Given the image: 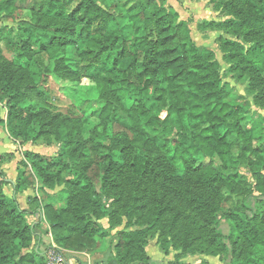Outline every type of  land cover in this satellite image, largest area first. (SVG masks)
<instances>
[{
  "label": "trees",
  "instance_id": "obj_1",
  "mask_svg": "<svg viewBox=\"0 0 264 264\" xmlns=\"http://www.w3.org/2000/svg\"><path fill=\"white\" fill-rule=\"evenodd\" d=\"M99 1L0 0V19L16 24L0 26V101L8 105L11 136L29 142L37 127L49 125L52 96L36 69L44 68L43 55L75 47L79 62L73 67L60 62L59 74L71 81H96L103 101L98 116L107 139L67 144L77 170L66 159L48 160L26 150L21 163L31 168H18L14 182L5 176L1 162L6 154L0 153V264H45L38 250L30 251L39 225L29 222L32 212L44 214L59 246L94 249L96 236H108L121 222L116 208H105L103 191L128 195L129 208L148 222L145 229L121 231L106 264H152L146 247L153 231L184 253H224L232 263L248 258L264 248V210L248 206L249 200H264V174L258 167L264 164L263 148L253 145L259 138L255 129L241 125L243 110L229 99L215 53H200L189 20L181 19L167 0H113L110 6ZM210 2L230 18L202 27L242 35L248 45L218 37L225 59L233 72L252 75L264 85V0ZM5 51L15 53L16 66L5 62ZM171 119L178 129L174 152L186 167L183 173L165 135ZM184 120L192 126L190 134ZM109 123L121 130L106 134ZM223 126L236 129L240 155L221 134ZM200 154L209 160L198 162ZM239 163L250 168L251 180L237 169ZM93 166L101 190L88 174ZM66 170L73 176L64 178ZM36 179L40 190L64 184L66 205L42 206L39 196H30L28 208L21 207L17 194L35 187ZM3 184H13V196ZM225 202H231L228 210L222 207ZM107 216L109 227L100 222ZM222 218L232 224L228 235L221 231ZM161 246L168 253L169 247ZM201 264L210 263L204 259Z\"/></svg>",
  "mask_w": 264,
  "mask_h": 264
},
{
  "label": "rangeland",
  "instance_id": "obj_2",
  "mask_svg": "<svg viewBox=\"0 0 264 264\" xmlns=\"http://www.w3.org/2000/svg\"><path fill=\"white\" fill-rule=\"evenodd\" d=\"M99 1V0H98ZM186 4L179 0V4L174 2L179 9L181 19L189 20L191 36L194 42L199 46L200 53L204 50H211L215 53V57L221 65V77L223 83L228 89L229 99L236 102L243 110L244 118L241 120V125L244 128H254L259 138L254 139V147L263 148L262 155L264 156V85H259V80L252 75H241L235 73L231 69V64L225 59L224 52L218 42V37L234 38L245 43L242 35L232 33L224 28L202 27L204 22H224L230 17L222 10L215 7L210 0H192ZM102 4L110 6L113 0H100ZM181 4V5H180ZM169 5V4H168ZM9 25L16 27L13 22L0 19V26ZM246 45L249 42L245 43ZM5 62L7 64L17 65V56L15 53L5 51ZM64 62L68 66H75L79 62V56L75 47H68L58 51L56 54L43 55V69L37 68L36 71L41 74V83L47 88L52 96L51 111H49L46 119L49 125L45 129L40 130L39 127L32 133V140L25 142L23 138L12 137L6 125L8 105L6 100L0 101V152L5 155L1 162V167L5 172V176L12 177V173L18 172V168L24 167L21 160L24 159L26 150L37 152L48 160H57L59 158L66 159L73 165V169L77 170L79 165L76 164V158L72 156L67 144L71 141H86L101 140L106 141L104 126L101 122L98 112L103 106V101L100 97L97 83L91 77H83L77 81H71L59 74V64ZM45 69L47 71H45ZM44 82V83H43ZM153 91L146 94L148 103L152 102ZM160 116L164 117L165 112H161ZM187 128V133L190 134L192 126L184 120ZM121 130L119 124L109 123L106 134ZM221 134H226L227 139L232 143L233 153L235 156L241 153V140L235 128L232 126L220 127ZM40 133V135H39ZM166 137L170 140V155L174 157V162L178 170L183 173L186 167L182 161L176 157L174 152L175 140L178 136V129L175 127L174 120L171 119L170 127L165 132ZM250 156V155H249ZM209 158L200 154L198 162L208 161ZM217 162L220 160L217 158ZM30 163V162H29ZM240 173L251 180L252 173L250 168L244 164H236ZM259 169L264 174V164H259ZM31 165L28 164L27 168ZM23 169V168H22ZM89 176L93 177L98 183L96 176V168L93 166L88 170ZM73 173L66 170L63 173L64 178L72 177ZM3 178L0 177V183ZM97 187L101 190V184ZM4 191L13 196V188L8 184H3ZM227 195L229 192L224 191ZM104 206L108 211L116 208L120 215V223L110 229L108 236H96L97 245L94 249L88 251H75L59 246L55 237L52 234L51 225L45 218L44 214L32 212L28 215L30 223L39 224L36 228L37 235L30 246V251L40 252L38 259H43L45 264H54L52 253L59 255L65 264H106L114 254V246L118 241L119 233L124 229L135 231L142 230L148 227V222L140 218V215L129 208L131 201L129 196L120 193H110L103 191ZM30 196H39L42 199V206L46 203H52L56 207H63L67 203L68 191L66 186L57 185L54 189L40 190L38 180L36 186L28 189L19 204L23 208H28V198ZM231 202L223 203L224 210L230 208ZM248 206L256 209L259 213L264 210V200L257 201L252 199L248 201ZM115 209V210H116ZM101 224L105 227L110 226L109 217L103 218ZM129 223L131 225H129ZM128 224V225H127ZM221 231L228 235L231 232L232 224L230 221L222 218L220 220ZM152 232V231H151ZM165 236H160L159 232H152L147 245V251L152 259V264H175L176 261H183L189 264H201L204 259L210 264H264V248L257 249L251 255L240 261H234L228 254L207 255L203 253L189 254L184 253L180 246H175L172 243L166 242ZM168 248V253L162 250V246ZM57 264V263H55Z\"/></svg>",
  "mask_w": 264,
  "mask_h": 264
},
{
  "label": "crops",
  "instance_id": "obj_3",
  "mask_svg": "<svg viewBox=\"0 0 264 264\" xmlns=\"http://www.w3.org/2000/svg\"><path fill=\"white\" fill-rule=\"evenodd\" d=\"M183 1V3L184 4H186L187 2H185L186 0H182ZM187 1H190V3H193V1L192 0H187ZM174 2H176V3H180L179 2V0H167V3L169 4V5H171L173 8H175L178 12H179V9H178V6L174 3ZM181 5V4H180ZM179 14H180V12H179ZM1 153V152H0ZM17 174H18V172L16 171L15 173L13 172L12 173V177H10L9 175L6 177L8 180H11L12 182H14L15 180H16V177H17ZM9 186H11L12 188H13V194L15 193L14 192V187H13V184H11V185H9ZM30 189V188H29ZM26 193H28V189L27 190H25V191H23V192H19L18 194H17V199H18V201H20L21 202V197H23Z\"/></svg>",
  "mask_w": 264,
  "mask_h": 264
},
{
  "label": "built area",
  "instance_id": "obj_4",
  "mask_svg": "<svg viewBox=\"0 0 264 264\" xmlns=\"http://www.w3.org/2000/svg\"><path fill=\"white\" fill-rule=\"evenodd\" d=\"M52 259L54 260V264H65L64 260L54 252L52 253Z\"/></svg>",
  "mask_w": 264,
  "mask_h": 264
}]
</instances>
